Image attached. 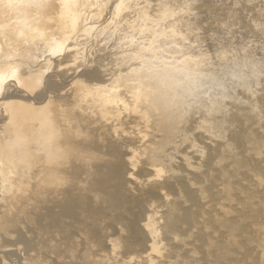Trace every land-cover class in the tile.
<instances>
[{"label":"bare ground","instance_id":"obj_1","mask_svg":"<svg viewBox=\"0 0 264 264\" xmlns=\"http://www.w3.org/2000/svg\"><path fill=\"white\" fill-rule=\"evenodd\" d=\"M92 1L0 0V264H155V260L160 264H264V145L257 139L264 130L261 121L246 125L245 116L238 120L231 112L228 119L233 125L223 133L228 123L226 117L220 122L223 113L217 109L214 118L205 114L202 121L220 122L210 128L220 137L203 141L206 124L197 112L189 111L191 99L202 90L183 98L190 83H176L178 77L170 72L174 65L162 64L158 58L149 62L137 57L128 65V70L138 68L137 73L119 74L118 65L111 61L125 58L130 48L115 50L102 61L83 57L88 64L81 69L70 63L54 65L55 52L67 44L86 52L93 38L111 31L108 20L122 0L94 2L93 11L99 12V24L105 21V26L94 23L84 28L94 17L89 15L85 21V7ZM201 3L194 11L206 14ZM182 4L187 11L193 5L186 0ZM142 6L144 11L147 5ZM56 15L59 26L54 25ZM259 20L264 24V15ZM76 28H80L77 37ZM83 33L91 41H81ZM52 36L54 43L48 40ZM20 45L32 46L38 53L31 51L30 58H22L25 50ZM116 47L113 43L110 52ZM114 66L115 70H107ZM12 68L16 86L4 89L5 74ZM96 75L103 90L96 86ZM107 85L112 86L111 95ZM124 89L127 94L122 97L119 93ZM173 93L187 99L175 112L172 107L177 103L162 102ZM254 96L251 101L259 102ZM145 106H152L153 112ZM156 128L154 135L151 131ZM234 204L238 206L233 208Z\"/></svg>","mask_w":264,"mask_h":264},{"label":"rangeland","instance_id":"obj_2","mask_svg":"<svg viewBox=\"0 0 264 264\" xmlns=\"http://www.w3.org/2000/svg\"><path fill=\"white\" fill-rule=\"evenodd\" d=\"M40 2L46 1V0H38ZM97 0L92 1V3L87 4V6L85 8H87L86 10L89 12H86L88 14L85 13V21L87 19L90 20V16H94L92 19V21L90 20V22L85 23L84 28H89L91 27L94 23L96 25H100L99 24V20L100 15L99 12L97 11H93V5L96 3ZM132 1V2H131ZM135 1V2H134ZM141 1H143L141 3ZM127 0L124 1L122 0V4L119 8V10H117V13L120 16V19H118V14L115 13L114 17L111 16V20L109 19L108 21L112 22V26H110L111 31L113 32H108L106 34H103L102 36L98 37V38H93L96 39L94 40L92 43V45L90 47H92L91 49H89V51L83 52L80 49H77L72 46V45H66L62 50L55 52L54 54V58L56 60V66H63L65 63H70L72 65H78L79 69L86 66L88 64V58L85 62V59H83V57H89V56H94L96 60H101L106 58V55H110L112 52H116L117 50H121L124 52V50L129 49V52H124V57L125 58H118V59H114L111 62L115 65H118V67L114 66L111 67L112 69H110V67L107 68L108 71L111 70H115L116 67V71L119 72V74L121 73H125L127 72L128 76H132L135 73L138 72V68H136L135 70H128L129 64H133L132 61L134 59H137V57H143L142 59H147L149 62H156L154 60H157L156 58H158L157 61H159L160 63L164 64L166 63H170L171 65H174L173 67L170 66L171 68V73L175 76L178 77V79H174L176 81V83H180L184 86V82L186 83H190L189 84V88L190 89H186L187 93L185 92V95L183 98H190L195 92L196 90L200 91L197 94V97H194L191 99L190 101V106H191V112H197L196 116H200L198 118H200L201 123H204L205 120L204 118L206 116H211L210 118H214L216 115V110H222V115L220 118V122L222 121L223 118L224 122H227L228 124L225 126L223 133H227L228 128H230L231 125H233L231 123L230 124V120L228 119V116H231L232 113L234 112V116L233 118H237L239 120V118L242 120V118L240 116H245L246 119L242 120V122L246 125H251V123H257L259 121V125H263L262 129H264V38L262 40V37H264V24L263 21L259 20L256 21L257 17L259 16L260 18H262V15H264V0H186V2H190L191 4V10L193 9L192 12L187 11V9H185L183 7V1L185 2V0H183L181 2V0H153L151 1L152 3L150 4L149 0ZM178 3H177V2ZM197 1V2H196ZM85 2H90V0H85ZM95 2V3H94ZM126 2V3H125ZM164 2V3H163ZM165 2H166V6H165ZM177 4H176V3ZM181 2V3H180ZM200 2L207 4L208 7L206 9V7L201 3V7L202 9L205 10L206 14L203 13H198L196 11H194V7L197 6L198 4H200ZM132 7V9L128 6ZM134 3V4H133ZM138 3V4H137ZM158 3V6H156ZM161 3V4H159ZM172 3V4H171ZM195 3V4H194ZM253 3V4H251ZM127 4V5H126ZM136 4L139 6L136 7ZM150 4V5H149ZM154 4V5H153ZM164 4V5H163ZM176 4V5H173ZM182 4V5H181ZM91 5V6H90ZM99 5V4H98ZM141 5V7H140ZM142 5H147V7H145L144 11H143V6ZM160 5H163L164 8H162ZM206 5V6H207ZM79 6V3L77 4V8ZM125 6V7H124ZM159 6L161 7V9L159 8ZM182 6V8H181ZM245 6V7H244ZM253 6V7H252ZM255 6V7H254ZM258 6V7H257ZM263 6V7H262ZM131 9H129V8ZM157 7V8H156ZM171 7V8H170ZM193 7V8H192ZM74 8V7H73ZM98 8H102V6H98ZM136 12H134V10ZM141 8V10H139ZM181 8V9H180ZM249 8V9H248ZM259 8V9H258ZM75 9V8H74ZM84 9V8H83ZM90 9V10H89ZM92 9V11H91ZM138 9V10H137ZM169 11H168V10ZM185 9V10H184ZM239 9V10H238ZM247 9V10H246ZM252 9V10H251ZM262 9V10H261ZM100 10V9H99ZM146 10V11H145ZM214 10V11H213ZM112 11L109 10L108 12ZM131 11V13H130ZM141 11H143L144 13H142ZM148 11V12H147ZM246 11V12H245ZM248 11V12H247ZM252 11V12H251ZM254 11V12H253ZM255 11L257 13H255ZM260 11V12H259ZM107 12V13H108ZM123 12V13H122ZM140 14H139V13ZM164 12V13H163ZM168 12V13H167ZM189 14H188V13ZM212 12H214L212 14ZM250 12V13H249ZM122 13V14H121ZM134 13V14H132ZM136 13H138L139 15H137ZM147 13H150L151 15H148ZM159 13V14H158ZM187 13V15H186ZM246 13V14H245ZM136 14V16H134ZM142 14V15H141ZM149 18H148V16ZM185 16H184V15ZM200 14V15H199ZM237 14V15H236ZM241 14V15H240ZM244 14V15H243ZM248 14V15H247ZM257 17H256V15ZM90 15V16H89ZM117 15V18L116 16ZM145 15V16H144ZM167 15V16H166ZM170 15V16H169ZM184 17H183V16ZM196 15V16H195ZM210 15V17H209ZM223 15V16H222ZM123 16V17H122ZM125 16V17H124ZM155 18H154V17ZM162 16V17H161ZM172 16V17H171ZM177 16V17H176ZM198 16L199 20H198ZM213 16V17H212ZM222 16V17H221ZM231 16V17H230ZM240 16V17H238ZM244 16V17H243ZM251 16V17H250ZM254 16V17H253ZM90 17V18H89ZM137 17V18H136ZM159 17V18H158ZM167 19H166V18ZM188 17V18H186ZM191 17V18H190ZM218 17V18H217ZM229 17V18H228ZM238 17V18H235ZM256 17V18H255ZM126 18V19H125ZM145 18V19H144ZM163 18V20H162ZM186 18V20H185ZM194 18V19H193ZM214 18V19H213ZM217 18V19H215ZM225 20H224V19ZM231 18V19H230ZM250 18L253 20L251 21ZM117 19V20H116ZM130 19H134L133 21ZM139 21H138V20ZM147 19V20H146ZM151 19V20H149ZM183 19V20H182ZM195 19H196V23H195ZM204 19L207 21L205 22ZM229 19V20H228ZM248 21H247V20ZM105 20V19H103ZM192 20V21H191ZM224 20V22H223ZM121 21V22H120ZM125 21V22H123ZM130 21V22H129ZM147 21L150 25L147 24ZM155 21V23H154ZM165 21V23L163 22ZM167 21V22H166ZM172 24H169L171 22ZM177 23H176V22ZM182 21V24H181ZM188 21H191L190 23H192V25L190 26V23H188ZM145 24H143V23ZM158 22V23H157ZM175 22V23H174ZM249 22V23H248ZM251 22V24H250ZM254 22V23H253ZM255 22L257 23V25H255ZM61 23V19L58 17V15H56L55 18V22L54 25L55 26H59ZM124 25H123V24ZM131 23V25H130ZM167 23V24H166ZM180 23V25H178ZM207 23V24H205ZM223 23V24H222ZM240 23V24H239ZM64 25V23H62ZM104 24V25H103ZM136 24V25H135ZM147 24V25H146ZM158 24V25H157ZM164 26V30H162V26ZM186 24L188 26H186ZM203 24V25H202ZM219 24V25H218ZM234 24V25H233ZM238 25L239 29L235 28ZM242 24V25H241ZM260 24V25H259ZM135 25V26H134ZM144 25V29L143 26ZM154 27H153V26ZM202 25V26H200ZM213 25V27H212ZM216 25V26H215ZM221 25V26H220ZM226 27H225V26ZM248 25V26H247ZM255 25V27H254ZM100 26H105V21L100 25ZM115 26V27H114ZM142 26V28H141ZM156 26V27H155ZM157 26H160L159 28ZM168 26V27H167ZM190 26V27H189ZM196 26V27H195ZM204 26V27H203ZM219 26V27H218ZM228 26V27H227ZM231 26H232V30H231ZM234 26V27H233ZM250 26V27H249ZM257 26V27H256ZM114 27V28H112ZM149 27V28H148ZM152 27V28H151ZM162 27V28H161ZM173 27V28H172ZM177 27V28H176ZM185 27V28H184ZM195 27V28H194ZM200 27H203L202 29L206 30H202ZM118 28V29H117ZM158 28V29H157ZM180 28V29H178ZM191 28V29H190ZM258 28V29H257ZM135 29V31H134ZM151 29V30H150ZM157 29V30H156ZM172 29V30H171ZM194 29V30H193ZM201 29V30H200ZM216 29V32H215ZM227 29V30H226ZM246 29V30H244ZM261 29V30H260ZM158 30L159 33L158 34ZM182 30V31H181ZM185 30V33L182 34V32ZM188 33H187V31ZM194 32H193V31ZM197 30V31H196ZM210 30V31H209ZM214 30V31H212ZM242 30V32H241ZM258 30V31H257ZM80 28H76L74 29V34L76 35V37L80 34L79 33ZM127 31V32H126ZM131 31V35L130 32ZM147 31V32H146ZM181 31V32H180ZM200 31V32H198ZM209 31V32H208ZM228 31V32H227ZM236 31V32H234ZM252 31V32H251ZM88 32V31H87ZM89 32H92V30H90ZM125 32V33H123ZM147 34H146V33ZM164 32V33H162ZM167 32V33H166ZM211 32H213L214 34H212ZM219 32V33H218ZM113 36H112V34ZM140 33V34H138ZM152 33V34H151ZM176 35H175V34ZM187 33V34H186ZM208 33V35H207ZM210 33V34H209ZM221 33V34H220ZM224 33V35H223ZM242 33V34H241ZM258 33V34H257ZM110 34V36H109ZM129 34V36H128ZM138 34V35H137ZM145 34V35H144ZM167 36H165V35ZM174 34V36H172ZM190 38L188 35H190ZM117 35V36H115ZM151 35V36H149ZM159 35H161L160 37H158ZM164 35V36H163ZM174 39H172L171 37ZM206 35V36H205ZM232 35V36H231ZM234 35V36H233ZM245 36L242 38V36ZM256 35V36H255ZM83 36H85V38L83 37L81 39L82 40H90V35H87L85 33H83ZM153 36V37H152ZM179 36V37H178ZM183 36V37H182ZM185 36V37H184ZM197 36V37H196ZM201 39H198L199 37ZM117 37V38H116ZM149 37V38H148ZM153 39H151V38ZM157 37V39H156ZM163 37V38H162ZM167 37V38H166ZM176 37V38H175ZM221 37L223 38V40L225 39V43L223 42V40L221 39ZM46 39V37H44ZM43 38V39H44ZM53 36L51 38H48V40L52 41ZM148 38V40L146 39ZM159 38V40H158ZM171 38V39H169ZM189 40H188V39ZM194 38V39H193ZM203 38V39H202ZM255 38V39H254ZM120 43H119V40ZM139 39V40H138ZM145 39V40H144ZM167 39V40H165ZM179 39V40H178ZM197 39V40H196ZM212 39L214 41H212ZM220 39V40H219ZM247 39V40H246ZM252 41H250V40ZM134 40V41H133ZM139 42H138V41ZM170 42H169V41ZM192 40V42H191ZM202 40V41H201ZM205 40V41H204ZM229 42H226V41ZM258 40V41H257ZM91 41V40H90ZM126 41V42H125ZM132 41V42H131ZM137 41V42H136ZM140 41H142L140 43ZM154 41V43H152ZM156 41V42H155ZM190 41V42H189ZM194 41L197 43L195 44ZM198 41V42H197ZM207 41V42H206ZM208 41L210 43H208ZM221 41V43H220ZM260 41V43H258ZM262 41V42H261ZM54 43V41H52ZM125 42V43H124ZM134 42V43H133ZM149 42V44H147ZM160 42H163L162 45ZM168 42V43H167ZM205 42V43H204ZM216 42V44H215ZM219 42V43H218ZM223 42V44H222ZM113 43H117V49L111 50L110 52V48L111 45ZM128 43V44H127ZM129 43H132L133 46L129 47ZM139 43V44H138ZM143 44H147V45H142ZM160 43V45H158ZM178 43V44H177ZM203 43V44H202ZM213 43V44H212ZM233 43V44H232ZM20 44V43H19ZM119 44V46H118ZM171 46H169V45ZM175 44V46H174ZM191 44V45H190ZM211 44V45H210ZM253 46H251V45ZM164 45V46H163ZM168 45V47H166ZM202 45V46H201ZM205 45V46H204ZM213 45V46H212ZM218 45V46H217ZM256 45V46H255ZM263 45V46H262ZM126 46V47H125ZM144 46V47H143ZM160 46V47H157ZM163 46V47H162ZM209 46V47H207ZM223 46V48H222ZM227 46V47H226ZM258 46V47H257ZM20 47L25 50V54L22 58H30L32 56L31 51L34 54H37L38 51H36L34 48H32V46H27V45H20ZM89 47V48H90ZM120 47V48H119ZM140 47V48H138ZM154 47V50H152ZM206 49H205V48ZM213 49H211V48ZM253 47V48H252ZM262 47V48H261ZM28 48V49H27ZM96 48V49H95ZM103 48V49H102ZM122 48V49H121ZM135 48V49H134ZM138 48V49H137ZM144 48V49H143ZM209 48V49H208ZM224 50V52H222V50ZM245 48V49H244ZM247 48V49H246ZM255 48V50H253ZM157 51H156V50ZM165 49V51H164ZM187 49V50H186ZM218 49V50H217ZM94 50V51H93ZM104 50V51H103ZM106 50V52H105ZM108 50V51H107ZM116 50V51H115ZM159 50V51H158ZM162 50V51H161ZM231 50V51H230ZM233 50V51H232ZM252 50V51H251ZM102 51V52H101ZM182 53H181V52ZM212 51V52H210ZM219 51V52H218ZM237 51V52H236ZM239 51L241 52L239 54ZM249 51V52H248ZM259 51V53L257 52ZM92 52V54H91ZM139 52V53H138ZM159 52V53H158ZM176 52V53H175ZM179 54H178V53ZM187 52V54H186ZM190 52V53H189ZM192 52V53H191ZM195 52V54L193 53ZM215 52V53H214ZM232 52V53H231ZM256 52V53H255ZM158 53V55H157ZM165 53V54H164ZM231 53V54H230ZM94 54V55H93ZM198 54V55H196ZM200 54V55H199ZM204 54V55H201ZM250 54V55H249ZM149 55V56H148ZM152 55V56H151ZM155 55V56H154ZM160 55V56H159ZM166 55V56H165ZM222 55V56H221ZM234 55H238L237 57H234ZM247 55V56H246ZM253 55V57H252ZM256 55V56H255ZM101 56V57H100ZM130 56V57H129ZM164 56L166 58H164ZM176 56V57H175ZM180 56V57H179ZM249 56L251 58H249ZM153 57V58H152ZM161 57V58H159ZM168 57V58H167ZM224 57V58H223ZM131 58V59H130ZM188 58V59H187ZM258 58V59H257ZM257 59V60H256ZM125 60V61H124ZM249 60V61H248ZM123 61V62H122ZM140 62L142 60H139ZM115 62V63H114ZM127 62V63H126ZM219 62V63H218ZM225 62V63H224ZM45 63V62H44ZM139 63V62H138ZM204 63V64H203ZM222 65H221V64ZM111 64V63H110ZM220 64V65H219ZM160 65V64H159ZM49 66V64H48ZM206 66V67H205ZM98 67V66H96ZM207 68V69H206ZM173 69V70H172ZM124 70V71H123ZM212 70V71H211ZM220 71V72H219ZM204 73V74H203ZM147 76L151 73L148 72L146 73ZM144 73V75H146ZM222 74V75H220ZM114 75H118V74H114ZM143 75V74H141ZM149 75V77H150ZM182 76V77H181ZM220 76H224V77H220ZM220 77V78H219ZM109 79L113 81V79L110 77ZM127 80L125 83H128ZM217 81V82H216ZM83 82V81H82ZM95 82H96V86L97 88H100L101 90L104 89L103 86H101V82L99 77L96 75L95 78ZM146 82V81H145ZM17 83L16 77L14 75L13 72V68L11 70H9L6 74H5V79H4V89H8L9 87H15ZM90 83V82H88ZM226 83V84H225ZM258 83V84H257ZM207 84V85H206ZM216 84V85H215ZM219 84V85H218ZM231 84V85H230ZM233 84V86H232ZM256 85V86H255ZM160 86V85H159ZM226 86V87H225ZM161 87V86H160ZM203 87V88H202ZM222 87V88H221ZM225 87V88H224ZM231 87V88H230ZM236 90H235V88ZM238 87V88H237ZM256 87V88H255ZM182 88V87H181ZM213 88V90H211ZM215 88V89H214ZM221 88V89H218ZM233 88V89H232ZM254 88V89H252ZM230 89V90H229ZM256 89V90H255ZM185 90V91H186ZM254 90V91H253ZM259 90V92H258ZM193 91V92H191ZM233 91V92H232ZM253 91V92H252ZM106 92L108 95L112 94V86L107 85L106 87ZM207 92V93H206ZM216 92V93H215ZM220 92V93H219ZM227 92V93H226ZM251 92V93H250ZM181 94V92H179ZM233 93V94H232ZM255 93L256 97L254 96ZM120 96L125 97L126 96V90H122L120 93ZM206 94V95H205ZM208 94V95H207ZM220 96H219V95ZM228 94V95H227ZM172 95V98H170ZM171 95H167L166 97H162L163 100L162 102H164L165 104H171V103H177L175 105V107H172L173 112L176 111L175 108H178L179 104H182V101L184 102L187 99H180L177 98L176 94H171ZM188 95V96H187ZM190 95V96H189ZM203 95V96H202ZM213 95V96H212ZM218 95V96H217ZM248 95V96H247ZM251 95L255 97V101H259V102H255L253 103L251 101ZM176 96V97H175ZM202 96V97H201ZM208 96V97H207ZM235 96V97H234ZM168 97V98H167ZM207 97V98H206ZM218 97V98H217ZM166 98V100H164ZM199 98V99H198ZM203 98V99H202ZM205 98V99H204ZM223 100H221V99ZM248 98V99H247ZM171 99V100H170ZM254 99V98H253ZM259 99V100H258ZM218 101L217 104L214 103L213 101ZM174 101V102H173ZM178 101V102H177ZM194 101V103H193ZM204 101V102H203ZM209 101V102H207ZM212 101V102H211ZM234 101V102H233ZM196 102V103H195ZM198 102V103H197ZM224 102V103H223ZM226 102V104H225ZM250 102V103H248ZM208 103V104H207ZM211 103V104H210ZM220 103V104H219ZM218 104L220 106H222L221 108H218ZM223 104V105H222ZM225 104V105H224ZM233 104V105H232ZM240 104V105H239ZM183 105V104H182ZM214 105V106H213ZM230 105V106H229ZM239 105V106H238ZM244 105V106H243ZM262 105V106H261ZM167 106V105H165ZM216 106V107H215ZM252 106V107H251ZM146 108H150V110H146L148 112H153V107L152 106H145ZM197 107V108H196ZM201 107V108H199ZM215 107V108H213ZM224 107V108H223ZM234 107V108H233ZM223 108V109H222ZM231 108H233L234 110H232ZM236 108V109H235ZM229 111H228V110ZM200 110V111H199ZM205 110V111H204ZM224 110V111H223ZM255 110V111H254ZM199 111V112H198ZM261 111V112H260ZM206 112V113H205ZM226 112V113H225ZM232 112V113H231ZM209 115H208V114ZM244 113V114H243ZM201 114H203V116L206 114V116H202ZM249 114V115H248ZM160 115V114H158ZM250 116V117H248ZM259 116V117H258ZM255 117V118H253ZM258 119H257V118ZM261 117V118H260ZM168 120V118H166ZM255 119V120H253ZM249 121V122H248ZM220 122L215 123V124H206L204 126V129H202V131L204 132L202 133V131L200 133H202V136H204V140L203 141H209V140H213V138H217L216 140H218V138L220 137V135H218L217 133L213 132L210 128L212 125H218ZM261 123V124H260ZM237 123L235 124V129L237 128ZM232 127V126H231ZM207 128V129H206ZM206 129V130H205ZM158 128L154 129L151 131V133H154V135L158 132ZM207 132V133H206ZM212 132V133H211ZM222 133V134H223ZM211 134V135H210ZM162 136V134H161ZM216 136V137H215ZM222 137V136H221ZM223 138V137H222ZM257 139L264 145V130H263V134L261 133ZM175 144H177L176 141H174ZM262 157L259 158V160ZM236 179V180H235ZM235 181H237V177H235ZM235 190V189H234ZM236 191V190H235ZM250 190H248L249 192ZM237 204L232 205L233 208L237 207ZM250 233V232H249ZM264 235H262L261 237H263ZM155 264H160V262L158 260L154 261Z\"/></svg>","mask_w":264,"mask_h":264}]
</instances>
